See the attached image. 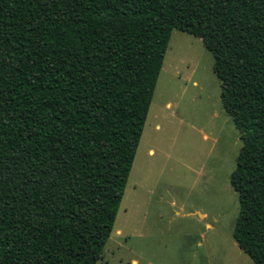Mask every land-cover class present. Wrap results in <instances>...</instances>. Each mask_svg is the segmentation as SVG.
<instances>
[{
    "label": "trees",
    "instance_id": "1",
    "mask_svg": "<svg viewBox=\"0 0 264 264\" xmlns=\"http://www.w3.org/2000/svg\"><path fill=\"white\" fill-rule=\"evenodd\" d=\"M172 29L213 56L231 236L264 264V0H0V264H96Z\"/></svg>",
    "mask_w": 264,
    "mask_h": 264
},
{
    "label": "rangeland",
    "instance_id": "2",
    "mask_svg": "<svg viewBox=\"0 0 264 264\" xmlns=\"http://www.w3.org/2000/svg\"><path fill=\"white\" fill-rule=\"evenodd\" d=\"M213 56L172 29L112 230L96 264H254L231 236L240 134Z\"/></svg>",
    "mask_w": 264,
    "mask_h": 264
}]
</instances>
